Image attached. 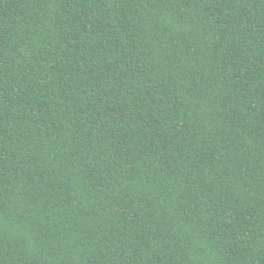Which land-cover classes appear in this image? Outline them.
I'll list each match as a JSON object with an SVG mask.
<instances>
[{"label":"trees","instance_id":"16d2710c","mask_svg":"<svg viewBox=\"0 0 264 264\" xmlns=\"http://www.w3.org/2000/svg\"><path fill=\"white\" fill-rule=\"evenodd\" d=\"M0 264H264V0H0Z\"/></svg>","mask_w":264,"mask_h":264}]
</instances>
